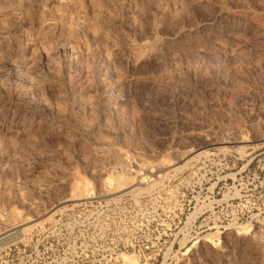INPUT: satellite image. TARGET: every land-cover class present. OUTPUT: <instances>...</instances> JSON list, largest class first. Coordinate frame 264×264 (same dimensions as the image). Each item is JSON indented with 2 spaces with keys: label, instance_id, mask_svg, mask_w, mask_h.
Here are the masks:
<instances>
[{
  "label": "rangeland",
  "instance_id": "obj_1",
  "mask_svg": "<svg viewBox=\"0 0 264 264\" xmlns=\"http://www.w3.org/2000/svg\"><path fill=\"white\" fill-rule=\"evenodd\" d=\"M2 218L0 264H264V0H0Z\"/></svg>",
  "mask_w": 264,
  "mask_h": 264
},
{
  "label": "built area",
  "instance_id": "obj_2",
  "mask_svg": "<svg viewBox=\"0 0 264 264\" xmlns=\"http://www.w3.org/2000/svg\"><path fill=\"white\" fill-rule=\"evenodd\" d=\"M7 213L5 212V215H6ZM4 217V216H3ZM4 223H5V218H2L1 220H0V260H1V257H2V243L4 242V238L6 237V236H4L3 237V233L5 232V229H4Z\"/></svg>",
  "mask_w": 264,
  "mask_h": 264
},
{
  "label": "bare ground",
  "instance_id": "obj_3",
  "mask_svg": "<svg viewBox=\"0 0 264 264\" xmlns=\"http://www.w3.org/2000/svg\"><path fill=\"white\" fill-rule=\"evenodd\" d=\"M109 180H110V179H109ZM111 181H112V180H110V181L107 180L108 185H110V186H111V183H112ZM112 185H113V184H112ZM110 186H109V187H110ZM9 238H10V237H9ZM6 239H7V238H6ZM223 255H226V257L228 258V262L231 261V255H230V254H227V253H226V254H223ZM226 261H227V260H226Z\"/></svg>",
  "mask_w": 264,
  "mask_h": 264
}]
</instances>
